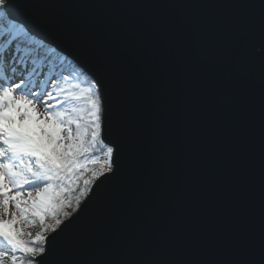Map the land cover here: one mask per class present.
<instances>
[{
    "label": "water",
    "instance_id": "water-1",
    "mask_svg": "<svg viewBox=\"0 0 264 264\" xmlns=\"http://www.w3.org/2000/svg\"><path fill=\"white\" fill-rule=\"evenodd\" d=\"M25 2L44 5L38 14L63 29L39 30L38 38L90 66L91 49L77 36L97 34L123 71L141 162L130 184L101 187L122 201V227L137 238L142 258L227 264L238 234L258 245L264 95L259 66L238 57L233 22L246 17L258 26L259 9L239 5L259 0ZM260 46L250 41L245 51Z\"/></svg>",
    "mask_w": 264,
    "mask_h": 264
},
{
    "label": "snow or ice",
    "instance_id": "snow-or-ice-1",
    "mask_svg": "<svg viewBox=\"0 0 264 264\" xmlns=\"http://www.w3.org/2000/svg\"><path fill=\"white\" fill-rule=\"evenodd\" d=\"M239 6L259 9L258 26L240 17L233 28L241 62L260 68L264 95V0ZM40 7L0 0V264H180L142 258L122 227V201L101 187L130 184L141 162L121 67L94 33L75 35L91 49L90 66L69 62L38 38L42 29L63 30ZM257 39L256 53L246 52ZM233 244L237 255L227 264H264V227L258 245L243 233Z\"/></svg>",
    "mask_w": 264,
    "mask_h": 264
},
{
    "label": "rangeland",
    "instance_id": "rangeland-1",
    "mask_svg": "<svg viewBox=\"0 0 264 264\" xmlns=\"http://www.w3.org/2000/svg\"><path fill=\"white\" fill-rule=\"evenodd\" d=\"M73 82H76V81H73ZM82 86H86V85H82ZM39 110H40L41 112H43V111L45 110V107H44L43 104H40V105H39ZM30 231H32L33 233H35V232L39 231V228H38V226H33V227L30 229Z\"/></svg>",
    "mask_w": 264,
    "mask_h": 264
},
{
    "label": "trees",
    "instance_id": "trees-1",
    "mask_svg": "<svg viewBox=\"0 0 264 264\" xmlns=\"http://www.w3.org/2000/svg\"><path fill=\"white\" fill-rule=\"evenodd\" d=\"M50 46H52V45H50ZM52 47H54V46H52ZM57 50H58V49H57ZM61 54L64 55V56L67 58V60H68L69 62H73V61L70 59L69 56H67L66 54H64V53H62V52H61ZM89 76H90V75H89Z\"/></svg>",
    "mask_w": 264,
    "mask_h": 264
}]
</instances>
